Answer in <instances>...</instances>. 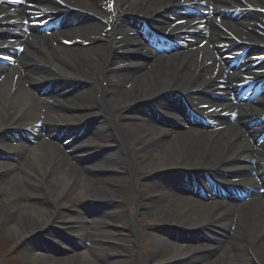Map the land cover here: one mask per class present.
<instances>
[{
	"label": "bare ground",
	"instance_id": "6f19581e",
	"mask_svg": "<svg viewBox=\"0 0 264 264\" xmlns=\"http://www.w3.org/2000/svg\"><path fill=\"white\" fill-rule=\"evenodd\" d=\"M23 1L29 4L25 10H38L42 15L52 8L61 11L64 27L56 34H37L23 24V10L15 11L11 19L1 17L6 12L0 13V28L9 27H2L4 22L21 20L13 28L30 32L23 33L24 37L19 41L27 53L20 55L17 62L25 71L19 65L8 69L0 67V77L4 75L0 80V148L12 156L14 153L18 156L16 162H12L10 157L0 158V174H8L5 185L0 183V192L4 193L0 198V224L8 230L15 247L36 238L43 239L46 235L54 236L55 229L63 232L73 228L76 231L75 225L85 221L95 225V238L108 240L103 256L116 262H127L136 257L140 264H181L191 257L196 258L211 251V244H197L189 253L183 241L173 242L167 236L166 227L169 226L164 224H173V228L177 229L199 230L211 239L216 238L215 232L223 228L221 222L229 219L233 206L223 199L205 202L203 197L189 193L190 185L184 181V177L199 182L202 188L209 191L204 178L197 181L194 177L198 174L197 168L213 167L218 171L223 168L230 172L240 163L248 166L239 159L254 158L252 152L247 151L254 147L249 140L252 136L245 141L240 140V136L242 138L249 131L243 129L241 120L234 124L227 123V126H217L221 128L215 130L188 129L185 126L170 129L142 123L138 120L140 116L127 112L117 122L113 119L112 110L132 109L137 103L148 100L162 90L173 94L184 92L182 90L188 86L214 89L216 86L205 80L214 71V65H208L213 60V50L207 44L208 47L184 55L158 58L151 54L152 51H145L147 45H134L139 39L135 33L129 34V39L116 40L118 34L132 32L120 18L112 29V33L116 34L108 40L105 35L107 25L97 18L106 13L110 0H59L55 5L54 2L44 4L41 0L36 3L21 0V3ZM116 2L120 15L155 17L160 9V13H163L162 8L173 4L174 0ZM246 2L258 4L261 0ZM65 4L68 8L80 9V14L92 15V20L74 26L71 22L73 14L70 15ZM232 4L244 7L237 0H229L227 7L234 8ZM44 16L51 17L49 14ZM258 23L252 19L241 22L242 26L261 31ZM227 25L239 34L252 33L250 29L239 28L236 24ZM211 31H217L213 25ZM11 34L16 41L13 31ZM220 34L217 31V35ZM257 38L264 39L258 34ZM76 39L91 42L92 46L68 47L62 44L63 40L73 42ZM214 41L215 36L210 33L208 42L213 47ZM14 42L4 37L0 39V45L10 46ZM120 50L122 54L118 53ZM132 56L151 60L138 62L130 59ZM205 59L209 61L205 63ZM203 64H207L206 67ZM71 77L82 80L84 90L64 92L60 84L59 92L48 89L44 94L40 93L41 87L55 85L59 81L62 83V80ZM55 80L58 82L54 83ZM234 89L235 86L230 92H234ZM224 95L226 98L230 96L228 89ZM203 98L199 96V99ZM175 100L172 97L162 98L150 106L162 115L167 114L182 121ZM169 109L176 110L177 116L174 111L166 112ZM254 111L252 108L251 113ZM146 113L142 111L143 115ZM40 117L47 128H53L47 134L49 140H36V143L26 145L19 139L20 134H13L14 130L30 134L29 130L35 127ZM91 120L97 125L93 136L98 146L96 150L107 151V147L113 146L106 153L104 161L80 166L75 155L91 151H77L80 147L77 144L73 146L75 139L72 136L60 140L59 134L67 127L82 129ZM67 139L70 140L67 145L72 150L70 153H66V148L61 146ZM8 141L14 142L15 146L6 144ZM255 154L258 155L259 151L255 150ZM260 160H264V155L260 156ZM165 169L190 170L192 174L168 172L160 175ZM228 176L225 174L223 180L216 179L217 183L232 184ZM156 178L171 181H162L158 183L159 187L150 185L149 182ZM75 191L92 201L105 200L110 206L106 218L89 222L87 218L77 219L68 215V206L64 201L68 194ZM123 197L129 200L128 210L118 212L122 208L118 200ZM24 199L29 203H22ZM38 201L43 203L42 208L34 204ZM131 203L138 206L137 217L130 212ZM174 212L178 213L176 219ZM237 214L233 221L224 223L228 224L226 246L217 250L213 259L209 258L210 254L203 256L208 258V262L201 261L202 264H264V198H253L243 204ZM142 216L155 219L148 231L152 234L139 230L138 217ZM104 228L112 229L115 237L109 233L104 237L101 232ZM113 241H119L120 245L116 242V246L113 245ZM145 244L147 251L144 252L140 246L144 247ZM138 247L140 250L136 251ZM96 249L94 244L87 252L71 254L65 259H51L50 264H85L90 261V253Z\"/></svg>",
	"mask_w": 264,
	"mask_h": 264
},
{
	"label": "rangeland",
	"instance_id": "374dc122",
	"mask_svg": "<svg viewBox=\"0 0 264 264\" xmlns=\"http://www.w3.org/2000/svg\"><path fill=\"white\" fill-rule=\"evenodd\" d=\"M49 32V31H48ZM53 32V31H50ZM64 85L67 87V91H72L76 89L80 84V88L83 89V85L81 83H69V82H63ZM139 110L137 106H135L132 109H123L119 111V109H113V119H115L117 122H120L122 120V116L124 113H130L134 116L139 115ZM144 119H138L140 121L146 122L149 121L151 123L159 124V123H166V124H171L172 126H177L173 120L169 119L170 122H166L162 120L160 117H155L154 115H150L149 117H142ZM172 122V123H171ZM89 128H93L95 124H90L88 125ZM176 128V127H174ZM173 129V128H172ZM26 144H30L27 140ZM82 144H88L87 142L82 143ZM113 145H110L109 148H111ZM108 148V149H109ZM0 155H5V156H11V154H6V153H1ZM32 156V153H30ZM15 159V158H14ZM30 159V156H29ZM91 157H88V159L83 160V158H77V161L83 165L85 163H88ZM16 160V159H15ZM26 164V162L24 163ZM84 166V165H83ZM8 174H0V183L5 185V181L7 179ZM150 185H155L157 184L156 180H151ZM4 194V193H3ZM0 192V198H3V195ZM257 195V194H256ZM251 197V196H250ZM249 200V198H248ZM247 200V201H248ZM69 208V211H73V214H76L80 212L84 216H88L94 219H105L106 218V213L108 211L109 205L101 204V203H92V201H87V199L79 194L78 191L72 192L68 194L67 198L64 201ZM122 208L118 210L120 211H127V207L129 204V200L126 197H123L118 200ZM22 203H29L27 199H24ZM40 203V204H39ZM248 202H242L241 204H245ZM35 205H38L39 207H43V203L38 201L34 202ZM130 212L132 214L137 213V206L134 203H131L129 206ZM110 211V210H109ZM71 213V212H69ZM178 213L174 212V219L178 218L177 215ZM141 218V219H140ZM140 223L139 221L137 223L139 230L140 231H145V233L152 234L153 232H148L150 231V226L155 222V219H150L149 217L143 218L140 217ZM168 225V224H164ZM141 227V229H140ZM96 227L93 224H78L77 225V230H73L74 232L71 233L70 230L60 232V234L57 231H54L53 235H46L43 236L45 238L43 239H35L31 240L30 242L24 243L21 246L15 247L13 238L11 235L8 233V230L0 224V264H50V261H53L51 259H65L70 257L71 254H81L83 250L91 247L92 245L95 244L97 247V250H94V253L90 254V261L84 262L85 264H140V261L136 258H130L127 262L119 261L116 262V260L113 259H108L105 256H103L104 248L108 244V240L105 239H97L94 237L96 231ZM56 230V229H55ZM112 229H102V235L105 237L109 233L112 234V237H115V234L111 232ZM114 231V230H113ZM62 234V237H61ZM108 235V236H109ZM173 238H183L187 240H192V239H203L206 235L199 233L195 234H181L178 232H174L171 234ZM64 237V238H63ZM93 237V238H92ZM57 238V239H56ZM56 240V241H55ZM117 243L120 245L119 241H113L112 244L115 245L114 243ZM116 246V245H115ZM140 246V245H139ZM169 246H167L168 248ZM140 249H142L140 247ZM139 247L136 249V251L140 250ZM147 251V245H144V252ZM38 254V255H37ZM96 257V258H95ZM79 261V260H78ZM181 264H198L196 261H188V262H183Z\"/></svg>",
	"mask_w": 264,
	"mask_h": 264
},
{
	"label": "snow or ice",
	"instance_id": "6c2138e0",
	"mask_svg": "<svg viewBox=\"0 0 264 264\" xmlns=\"http://www.w3.org/2000/svg\"><path fill=\"white\" fill-rule=\"evenodd\" d=\"M67 43V42H66Z\"/></svg>",
	"mask_w": 264,
	"mask_h": 264
}]
</instances>
